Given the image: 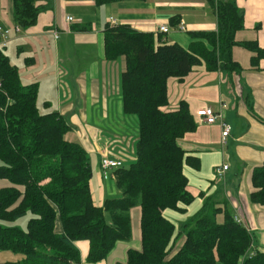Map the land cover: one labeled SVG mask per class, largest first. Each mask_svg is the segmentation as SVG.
I'll return each instance as SVG.
<instances>
[{"label": "trees", "instance_id": "trees-1", "mask_svg": "<svg viewBox=\"0 0 264 264\" xmlns=\"http://www.w3.org/2000/svg\"><path fill=\"white\" fill-rule=\"evenodd\" d=\"M13 1L17 25L33 26L41 11L38 0ZM120 1L128 0H95L99 6ZM208 1L218 28L190 31L188 48L129 24L106 25L105 56L109 61L125 58L123 109L137 118L139 136L135 161L114 171L122 196L108 198L103 206L93 199L88 152L69 139L71 126L63 115L41 111L37 84L23 82L6 47L0 46V180L8 182L0 187V220L17 222L32 213L25 228L0 224V250L24 256L0 264H83L76 245L81 240L90 244L86 261L101 262L119 241L131 240V212L137 207L141 247L128 248L126 260L115 264H264V251L251 253L253 235L235 220L226 201L201 206L183 225L184 235L165 215L166 210L189 212L196 197L188 189L185 166H201V158L181 145L197 130V115L186 101L178 109H164L169 81H183L200 65L210 72L241 73L233 58L235 46L253 53L255 69L264 60V45L236 39L245 28L236 1ZM251 181L250 200L264 207V162L253 168Z\"/></svg>", "mask_w": 264, "mask_h": 264}, {"label": "crops", "instance_id": "crops-1", "mask_svg": "<svg viewBox=\"0 0 264 264\" xmlns=\"http://www.w3.org/2000/svg\"><path fill=\"white\" fill-rule=\"evenodd\" d=\"M235 1L245 20V28L236 34L237 41H258L263 46L264 0ZM37 5L41 7L37 22L18 31L14 1L0 0V27L10 29V42L6 49L12 47L11 55H8L11 62V56L16 58L19 65H15L20 70L23 82L37 84L38 101H42L44 111H56L63 115L71 126L69 139L81 143L88 152L93 170V199L95 204L103 206L108 198H112L109 196L114 190L112 187H116V175L111 180L114 183L112 186L110 180L103 179L100 165L102 156L123 160L124 165L126 158L131 157L130 161L136 159L133 155L135 147L130 146L129 140L135 133L130 131V126L129 129L125 128L129 120L123 109L121 93V77L126 62L124 57L107 60L104 49L106 25H112L113 18L118 25L129 24L142 32H154L161 35L165 42H177L188 48L193 41L190 31L217 30L216 11L208 0H128L100 6L95 0H38ZM67 16L74 17V22H68ZM163 24L169 26V33L159 32ZM181 24L185 25V31L180 30ZM252 55L242 46L233 48V58L243 68L241 73L210 72L205 65H200L183 81L171 79L169 104L177 107L186 101L190 111L198 117L197 130L181 140L185 149L197 154L203 150H213L214 144L223 148L222 162L210 163L207 173L204 172L201 154H197L201 158L200 169L188 166L197 171L193 179L189 177L188 186L196 197L194 203L204 192L201 188H206V182L211 180L213 174L216 177V168L228 165L225 177L218 179L235 180V196L239 199L231 196V205L235 210L233 215L242 220L255 243H259L251 250L254 253L256 248L264 251V207L254 205L250 200L252 170L264 162V60L255 69L251 65ZM226 84L230 86L222 90L221 85ZM221 104H225V108ZM207 105L221 110L231 125V134L225 142L219 120L215 124L199 120L198 110ZM232 144L234 162H246L248 169H251L249 177L240 172L229 173L231 157L224 148ZM244 179L247 185H244ZM192 180L194 186L190 185ZM117 190L120 195L121 191ZM135 209L139 210L140 223V207ZM181 243L182 240L179 246ZM76 245L83 264L125 261L128 250L126 242L119 241L105 260L88 263L89 241H77ZM23 258L22 254L0 251V263L17 262Z\"/></svg>", "mask_w": 264, "mask_h": 264}, {"label": "rangeland", "instance_id": "rangeland-1", "mask_svg": "<svg viewBox=\"0 0 264 264\" xmlns=\"http://www.w3.org/2000/svg\"><path fill=\"white\" fill-rule=\"evenodd\" d=\"M4 51H5V53L11 55L12 47L10 46L9 48L5 49ZM11 57H12V63L19 65L17 60H16V58H14L13 56H11ZM229 83H231V81H229ZM229 86H230L229 84H226L224 86L221 85V88H222V90H225ZM41 103H42V101L39 100L38 104L41 107V111L44 112V109L42 108V104ZM178 108H179V106L173 107L170 104L164 107V109L167 110V111L175 110V109H178ZM251 109H252V105H251ZM127 119L129 120L128 121L129 124H126L125 128L129 129L128 126H130V129H131L130 131L135 133V135H136V137H135V135L132 134V136H130V138H129L130 146H134L135 147V153L133 155L136 157V155H137L136 154V147H137V141H138V136H139V133H138L139 132L138 131V126H139L138 125V120L133 115H127ZM119 131H121V130H119ZM135 142H136V144L134 145ZM241 144H244V142H242ZM233 145L234 144H232L231 146L228 145L227 147L224 148V151H229V154H230V157H231V161H230L231 170H230L229 173H238V172H240L241 175L244 174L246 177H247V175L249 177L251 169H248V166H247L246 162H240L239 164H236L234 162L235 160H234L233 155L235 156V153H234L235 150H234V146ZM212 147L214 148L213 150H211V149L203 150V151H200V152L197 153V154H199V155L201 154L203 156L204 165H205V169H204L205 173L208 172L207 170H208V167H209L210 163L222 162V152H223L222 146L214 144ZM130 159H131V157L126 158V163H125L126 167L130 166L134 162V161H130ZM0 164H2L1 160H0ZM219 167H222V166H219ZM185 172L189 175V177L191 179H193L196 176V173H197V171L193 170L192 168H190L188 166H185ZM215 173H216V170H215ZM214 179L216 180V182L214 181ZM227 181H228V183H227V185H225V182H227ZM244 181H245L244 185H247L246 184L247 180L244 179ZM7 183L8 182L6 180L1 179L0 180V187H3ZM109 184L112 186V184H114V183L110 180ZM190 185L191 186L195 185L194 180L191 181ZM235 185L236 184H235V180L234 179H232V180H230V179L228 180V178H226V179H218L217 174H216V177H214V174H213V177L211 178V180L206 182V185H205L206 188H203V187L201 188V190H203L205 192V197H201V196L198 197L197 198V202L194 203L190 207L189 212L187 214H180V213L175 212L173 210H166L165 211V215L169 219H171L173 222L176 223L177 231H181L182 235H184L185 231H184L183 225L187 221H189L193 217L194 213L201 206H203L206 202H208L209 200H210L211 203H216V202L220 203V202H225L226 201L228 203V205H229L230 212L232 214H234L235 210H234L233 206L231 205V200H232L231 196L233 195L235 198H237V196H235L236 193H237V190L234 189ZM225 187H226V189H225ZM112 188L114 190L111 192L109 197L115 198V197H121L122 196V193H120V195H119V192L116 189V187H112ZM237 199H239V198H237ZM132 213H134V214H132ZM31 217H32V213L29 212L27 214V216L21 218V220H19L18 222H7V221L0 220V224L6 225V226L15 225V226H19V227L25 228L28 220ZM105 217H106V220L109 221L110 218H111L110 213L106 211L105 212ZM131 217H132V238H131L130 241L126 242L127 249L128 248H140L141 247V243H140V239H139V233H140L139 210L138 209H133L132 212H131ZM134 233H135V235H134ZM257 245H259V243L257 241L255 243V240H254V243H253L252 247L257 246Z\"/></svg>", "mask_w": 264, "mask_h": 264}, {"label": "built area", "instance_id": "built-area-1", "mask_svg": "<svg viewBox=\"0 0 264 264\" xmlns=\"http://www.w3.org/2000/svg\"><path fill=\"white\" fill-rule=\"evenodd\" d=\"M68 22H74V17L67 16ZM112 25H118L117 21L111 18ZM16 29L19 31L21 29L20 26H17ZM180 30L185 31L186 27L184 24L180 25ZM170 28L168 25H161L159 28L160 33H169ZM10 42V29L0 27V46L7 47ZM221 107L225 108V104H221ZM199 120L200 122L207 124H215L218 120L220 121V125L222 128V139L223 142L226 141V138L231 134V125L225 120V116L221 110H216L213 106L207 105L203 106L198 110ZM101 170L102 177L105 180H113L115 178L114 171L118 168H121L124 165L123 160L113 159L109 155H103L101 158ZM229 169V166L224 164L222 167L216 168V174L219 178H224L226 171ZM235 220L238 223L242 224V220L238 217H235Z\"/></svg>", "mask_w": 264, "mask_h": 264}]
</instances>
